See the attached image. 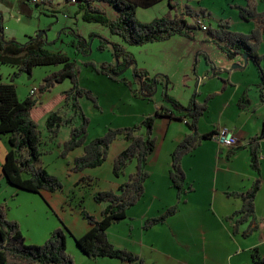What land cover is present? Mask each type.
I'll list each match as a JSON object with an SVG mask.
<instances>
[{
  "label": "trees",
  "instance_id": "16d2710c",
  "mask_svg": "<svg viewBox=\"0 0 264 264\" xmlns=\"http://www.w3.org/2000/svg\"><path fill=\"white\" fill-rule=\"evenodd\" d=\"M30 1L34 2V7L41 10L42 14H51L53 17L61 12L60 7L63 5L77 6L83 14L84 22L104 25L112 35L121 38V44L109 43L101 38V45L98 47L104 50V42L111 45L112 55L117 65L103 63L101 67H97L94 63H85L98 74L114 81L122 77L127 66L135 65L134 55L127 50L126 46H145L168 41L174 36L195 40L197 33L203 31L201 25H197L198 20L209 15L207 10L202 9L198 13L188 8L184 16L194 20L189 22L177 12L178 0H166L170 12L149 23H143L137 19V11L150 9L163 0ZM245 1V6H238L237 10L242 20L255 24L251 33L235 32L231 29L229 22L220 21L217 27L207 26L206 39L207 42L214 44L228 60L244 61L243 56H248V61H251L257 69L260 79L259 91L264 100V55L259 54L260 46L264 42V11L259 10L257 0ZM25 3V0L22 1V5ZM102 4L117 11L119 16L113 15L115 18L109 19L106 10L100 7ZM4 31L1 20L0 66H11L17 69L11 74L9 82H0V136H6L10 146L2 166L4 178L17 190L28 193L40 194L43 191L57 193L64 189L62 181L41 165L42 156L48 152H43V133L40 129V121L44 118H46L49 142L58 138L62 128H70V138L62 145L61 158L66 159L77 149H83L82 155L76 157L73 162L72 173L101 167L108 158L111 145L119 138H124L129 142V146L114 159L113 174L115 177L121 176L125 168L133 161L137 163L136 172L117 191L100 192L94 196L97 203L107 205L100 218L81 210L80 213L88 222L90 230L84 236L76 238L75 242L81 252L90 259L110 258L129 264H144L143 260L132 252L116 248L109 240L108 230L113 224L124 220L128 210L136 206L144 196V185L149 178L146 170L147 160L157 145L154 125L163 112H158L155 116L148 117L133 127L108 129L102 137L87 142L91 121L83 111L79 99L86 97L96 107L98 105L94 94L80 87L76 62L64 53L50 51L48 47L51 44L45 38V32L40 33L41 37H29L26 43L20 44L15 39L6 40ZM76 35L80 37L79 34ZM51 66L61 68L43 79L42 84L39 85L38 98L27 97L21 100L14 81L24 74L32 77L35 68ZM135 76L139 85L138 93L145 99L152 100L158 88L163 86L166 101L180 112V119L187 120L191 130L172 154L170 178L173 188L177 191L178 203L163 215L146 221L144 228L149 230L174 216L184 196L189 192L182 161L192 154L204 139L212 136V134H199L198 123L207 113L209 102L215 95L208 96L203 103L193 100L185 107L167 94L169 86L167 76L159 74L150 77L146 70L140 69L135 71ZM65 81H70L71 89L62 92L57 105L50 101L52 105L48 103L47 106H49L46 107L40 100L42 95ZM262 139H264V132L255 140ZM258 144L259 142L251 149L252 166L255 170H259ZM258 191L259 185L246 192L232 194L242 202L241 209L232 217L236 219L233 225L235 234L248 238L257 231L255 201ZM244 225H247V228L241 230ZM65 230L69 232L67 227L55 230L43 245H28L19 223L9 220L6 204H0V264H74L73 257L67 249ZM256 263L264 264V258L257 257Z\"/></svg>",
  "mask_w": 264,
  "mask_h": 264
},
{
  "label": "crops",
  "instance_id": "0c3cea01",
  "mask_svg": "<svg viewBox=\"0 0 264 264\" xmlns=\"http://www.w3.org/2000/svg\"><path fill=\"white\" fill-rule=\"evenodd\" d=\"M30 3V0H26L25 5H22L29 14L30 8L27 5ZM245 4V0H239V6H245ZM257 4L260 11H264L262 6L264 0H257ZM66 6H61L60 11ZM206 18L201 19L207 27L209 23L206 22ZM215 19L227 21L218 16ZM241 20L239 15L235 21L233 20L237 30L245 34L251 33L255 25L246 24ZM75 23H78L77 19ZM202 33L197 34L195 40L174 36L168 41L147 44L142 49L145 51L149 46L164 44L163 51L153 64V68L156 69L150 71V68H147L148 65L141 69L146 70L150 77L159 74L167 76L169 80L167 94L181 105L186 107L193 100L203 103L208 96L215 95L209 102L207 113L198 123L199 134H212V136L204 139L201 145L182 161L189 192L184 196L174 216L149 230L144 228L146 221L163 215L178 203L177 191L173 188L170 178L172 154L191 130L187 120L180 119V112L166 101L162 88H158L155 97L148 100L138 93L139 89L132 91L133 84L126 79L125 75L116 81L123 82L129 87L134 110L131 112L132 115L127 112L120 116L116 115L118 125L113 127L118 129L132 127L148 117L155 116L158 112H163L154 125L157 145L147 160L146 170L149 178L144 185V196L136 206L128 210L124 220L112 225L108 230L109 240L116 248L132 252L139 256L144 264H257V257L264 258V139L255 140L264 132V100L259 91V75L251 61L244 65V61L240 59L228 60L214 44L207 42L205 31ZM127 50L136 57L132 48L128 47ZM260 50L264 55V42L260 46L259 53ZM191 63L193 72L188 76ZM235 65H241L242 68L233 70L232 67ZM13 69L17 70L14 67ZM9 80L10 76L7 81ZM134 83L137 85L136 81ZM32 86L34 85L28 86L29 92L24 98L19 97L21 100L30 97ZM59 94L61 95L62 92ZM126 96L129 98L127 93ZM40 100L45 103L43 96ZM115 108L112 110L115 111ZM97 109L99 111V108ZM122 116L132 118L125 122L121 119ZM64 129H66V138L60 140ZM221 129H228L235 134L238 141L235 148L226 149L220 145L217 135ZM107 130L108 128L103 134ZM100 136L92 137L89 127L87 142ZM43 138H46L52 150L46 151L42 158L52 154L56 151L55 149L59 154L62 151V145L70 138V128H62L58 138L53 142H49L47 132L43 134ZM256 141L259 142L260 148L259 170H255L252 166L251 149L257 144ZM128 146L129 142L124 138L116 140L110 147L106 162H111L113 166L114 159ZM9 150L8 138L0 136V204H6L7 218L19 222L23 228L25 226L23 220L30 222L31 217L41 210L44 202L48 205L47 213L50 216L61 213L73 219L75 209L67 207L68 201L63 198L65 188L57 193L43 191L40 194H34L19 191L6 181L2 174V166ZM82 153L83 149L72 152L64 159L68 162L67 168L60 167L62 170L59 173L69 176L68 178L72 177L74 173L71 172V166L75 158ZM131 164L135 165L136 172V161ZM49 173L61 177L55 171ZM78 174L80 175L77 176ZM124 175L126 176V171ZM75 177H79L71 179L75 182V186L85 185L87 181L89 182L88 177L95 178L88 175L87 171L77 173ZM122 178H115L117 184L111 188V191H117L127 182L124 183ZM257 185H259V191L255 201V217L258 229L250 237L245 238L233 232L236 219L232 217L241 209L242 202L232 194L246 192ZM68 193L74 194V190H69ZM24 200H30L32 204H30L31 211L23 217L20 211L23 209ZM106 207L107 205L99 207L98 218ZM59 214L57 216L60 222H64ZM57 222L46 227L43 234L34 240H44V237L52 234L50 233L52 230L61 228V223ZM38 226H40V220ZM75 228L76 234L68 228L71 232L70 243L69 238H66L68 252L74 256L75 264H129L110 258L89 259L73 243V240L84 236L90 230V226L84 223L81 229L76 226ZM246 228L247 225H244L241 230Z\"/></svg>",
  "mask_w": 264,
  "mask_h": 264
},
{
  "label": "rangeland",
  "instance_id": "374dc122",
  "mask_svg": "<svg viewBox=\"0 0 264 264\" xmlns=\"http://www.w3.org/2000/svg\"><path fill=\"white\" fill-rule=\"evenodd\" d=\"M22 1L23 0H13L11 2H8L6 0H3L0 2V21H3L6 40L15 39L18 43L24 44L28 41L29 37H36L40 33L45 32V38L48 40V43L51 44L48 49L53 52L64 53L72 60H74L79 71L78 80L80 87L84 90L92 92L96 97L98 107H96L95 104L91 100H88L86 97L79 99V103L83 108V111L92 122V125H89L91 136H100L107 128L118 129L113 127L118 125L116 121V115L120 116L126 112L129 113V115H132L131 112H133L134 110L130 89L128 86L124 85L123 82H116L118 80L114 81L107 76L98 74L93 70L91 66H86L85 63L91 62L94 63L97 67H101L103 63H112L114 65H117V61L112 55L113 49L111 48V45H107L104 42V50H100L98 49V47L101 45V38L107 40L109 43L116 44L122 43L121 38L112 35L110 30L104 25L84 22L82 20L83 14L79 11V8L77 6L67 5L65 9H63L60 13L54 15L53 17L51 14H42L41 10L32 6L34 3L33 1H31V3L27 6L28 8H30V14L27 13L26 8L22 6ZM6 2L8 4H6ZM177 3V12L181 16H184V13H186L188 8L198 13L201 12L202 9L205 10L206 8L209 11V15H207V18L205 17L207 19L206 22L209 23L208 25L217 27L220 21H217L215 18L216 16H218L219 18L226 19L227 22L230 23L231 29L233 31H238L236 25H234L233 20L235 21L239 15V11L237 10V7L239 6V0H178ZM262 6L264 5L262 4ZM100 7L106 10L107 17L109 19H114L115 15L119 16V13L108 5L102 4L100 5ZM168 12H170L168 1L163 0L150 9H139L137 11V19L140 22L149 23L156 18L165 16ZM75 16H77V18H75ZM184 17L189 22H193V18L186 16ZM76 19L78 20L77 24L75 23ZM241 21L246 24H254L253 22H247L244 20ZM200 33H202V31L198 32L197 34ZM76 34H79L80 37H78ZM163 46V43L161 44V46H149L145 51L142 50L144 46H126L127 49L128 47L132 48V51L136 55V57L134 56L135 65L127 66V68L125 69V73L122 75H125L126 79L132 82L134 87V89L132 88L133 92L135 91V89H139V85H136L134 83V81H136L135 71L137 69L142 70L141 67L144 68L147 65L149 66L147 68H150V71L155 70L156 68H153V64L156 60H158L161 51H163ZM79 48H81V50ZM259 54L262 55L261 50ZM191 66L192 63L190 64L188 76L192 75L193 72V68ZM166 67H168L167 64ZM60 68L61 67L55 66L38 67L35 68L32 77H29L25 74L22 75L20 78L14 81V84L17 86L19 97L24 98L28 94L31 84L39 87L46 76L60 70ZM13 71L16 72L13 67L1 65L0 81H3L5 83L9 82L7 81V79L9 78V76H11V74H13ZM27 81L30 83H28ZM71 87L72 84L70 83V81H65L62 84L55 85V87L50 92L42 95L43 100L45 101V106L48 107V103H50V105H57L60 102L59 93L70 90ZM159 88L163 89V86ZM126 93L129 95V98L126 96ZM38 96L39 93L33 98L36 99L38 98ZM50 101L52 102V104ZM97 108H99V111ZM112 108H115L116 110L113 111ZM131 118L132 117L130 116L121 117V119H123L125 122L130 121ZM45 119L46 118L40 121V129L43 134L46 132V121H44ZM65 130L66 129H64V132L61 134L60 140L66 138ZM43 143V151L46 152L48 150H52V148H49L46 138H43ZM55 150L56 151H53V153L51 152L52 154L44 156L41 159V164H43V166L49 172L55 171L61 176L57 177L62 181L66 191L65 195H63V198L68 201V208L72 207L73 209H75L74 217L73 219L69 215L65 217V215L61 213H55L56 217L52 215L50 216L47 213L48 205H45V203L43 202L41 205V210L37 211L31 217L30 222L23 220V224H25L23 228L18 222L28 245H43L48 240L50 236L44 237V240L41 241H39L38 239L34 240V238L42 235L46 227L58 223L57 221L60 222V219L57 216L58 214L64 221L60 222L62 225L61 228L66 229L65 226H67L69 230L71 229V231L76 234L77 229L75 228V226L81 229L84 223H88L82 217L80 213L81 210L85 211L91 216L98 218V216L100 215L99 207L101 205L106 206V203H97L94 199V196L100 192H105L106 190L111 191V188H114V185L117 184V180L115 179L116 177L113 174V166L111 162L105 161L103 165L97 169L85 170L87 171L88 175L94 176V179L88 177L89 182L87 181L85 185L75 186V182L71 179H78L79 177H75L77 173H74L70 178H68L69 176H63L61 175V173H59V171L62 170L60 169V167L63 168L65 166L67 168L68 162L60 157L61 152L58 154L57 149ZM131 163L124 170V172L126 171V176L124 174H121V176H119L123 177L122 181L124 183L126 181H129V177L131 176H129V174L135 172V165H133L135 162L133 164ZM72 167L73 164L71 168ZM79 175L80 174H78L77 176ZM69 190H74V194L68 193ZM23 204V209L20 211V213L24 217L31 211L30 204H32V201L24 200ZM39 220L40 226H38ZM54 231L55 229L50 233H53ZM65 232L67 237L69 238L70 243L71 232H68L67 230H65ZM73 243L76 245L75 240H73ZM69 254L72 256L71 253ZM72 257L75 264L76 261L74 259V256Z\"/></svg>",
  "mask_w": 264,
  "mask_h": 264
},
{
  "label": "built area",
  "instance_id": "2783aa9c",
  "mask_svg": "<svg viewBox=\"0 0 264 264\" xmlns=\"http://www.w3.org/2000/svg\"><path fill=\"white\" fill-rule=\"evenodd\" d=\"M1 1H3V0H0V2ZM6 1L11 2L13 0H6ZM54 1H56V0H54ZM197 25H201L202 30L206 31L207 27L204 26L201 19L198 20ZM38 93H39V87L32 86L31 90H30V96L33 98ZM217 138H218V142L220 143V145L226 149L235 148L237 146V143H238L235 134L228 129H221L219 134L217 135Z\"/></svg>",
  "mask_w": 264,
  "mask_h": 264
},
{
  "label": "water",
  "instance_id": "95a60500",
  "mask_svg": "<svg viewBox=\"0 0 264 264\" xmlns=\"http://www.w3.org/2000/svg\"><path fill=\"white\" fill-rule=\"evenodd\" d=\"M41 35H42V34H39L38 37H41ZM243 59H244V65L248 64V59H249L248 56H247V55H244V56H243ZM232 68H233V70H234V69H241L242 66H241V65H235V66H233Z\"/></svg>",
  "mask_w": 264,
  "mask_h": 264
}]
</instances>
